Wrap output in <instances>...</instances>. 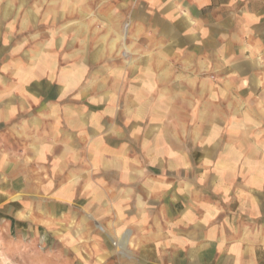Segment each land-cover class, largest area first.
<instances>
[{
    "label": "crops",
    "instance_id": "1",
    "mask_svg": "<svg viewBox=\"0 0 264 264\" xmlns=\"http://www.w3.org/2000/svg\"><path fill=\"white\" fill-rule=\"evenodd\" d=\"M0 228L264 264V0H0Z\"/></svg>",
    "mask_w": 264,
    "mask_h": 264
},
{
    "label": "rangeland",
    "instance_id": "2",
    "mask_svg": "<svg viewBox=\"0 0 264 264\" xmlns=\"http://www.w3.org/2000/svg\"><path fill=\"white\" fill-rule=\"evenodd\" d=\"M126 25H129V22L123 24V30ZM123 55L126 56V51ZM51 239L53 238H36V241L31 242L26 239L27 242H23L18 239L16 229L0 228V264H97L86 244H77L78 251H74L72 245L60 241L52 242ZM126 245L119 250L124 251ZM101 264H129V259L116 253L107 257Z\"/></svg>",
    "mask_w": 264,
    "mask_h": 264
}]
</instances>
